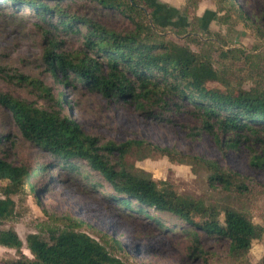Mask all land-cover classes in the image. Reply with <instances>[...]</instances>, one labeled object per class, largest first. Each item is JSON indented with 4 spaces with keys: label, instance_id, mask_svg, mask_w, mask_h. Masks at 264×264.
I'll return each instance as SVG.
<instances>
[{
    "label": "trees",
    "instance_id": "1",
    "mask_svg": "<svg viewBox=\"0 0 264 264\" xmlns=\"http://www.w3.org/2000/svg\"><path fill=\"white\" fill-rule=\"evenodd\" d=\"M142 1L0 0V17L34 18L46 44L42 63L63 89L98 94L106 102L133 105L143 115L166 120L189 114L200 124V131L212 135L218 146L248 147L251 166L263 169L264 152L257 155L251 147L264 145V78L262 74L252 75L264 57L233 47L215 62L214 52L225 47L222 41L202 39L184 28L174 33L176 38L184 39L183 44L167 41L157 26L143 18ZM200 1L185 0L182 12L197 9ZM214 1V21L229 24L230 28L237 24L250 28L251 20L235 0ZM92 3L103 12L127 19L132 29L117 32L105 27L89 16ZM193 19L201 26L197 16ZM257 32L264 34L260 29ZM70 39L79 42L78 49H65ZM191 45L197 50H192ZM7 71L0 68V76L10 85L37 93L46 104H51L44 108L0 94V109L10 115L24 141L71 171L77 165L86 166L108 184L110 197L124 209L153 220L158 227L165 226L161 216L178 221L195 245L202 238L223 240L227 243L225 260L229 264H252L249 251L254 242L262 240L264 229L253 223L245 208L228 204L220 208L205 206L183 197L167 181L155 182L142 171L132 170L125 158L133 148H145L171 163L191 169L201 166L211 188L233 197L248 193L245 178L222 170L213 161L152 147L143 141L102 142L85 134L65 112L68 103L63 93L55 98L38 79L18 71L8 75ZM246 80L253 87L245 89ZM46 168L31 171L0 158V182L5 183L0 187V247L13 250L17 256L10 261L0 260V264H125L115 254L121 249L117 242L109 244L99 234L93 238L74 228L49 229L46 237L28 234L25 249L30 257L22 253V241L14 228L5 227L4 223L15 218L13 196L25 188L37 196L32 180L45 173ZM173 228L178 225L169 230ZM256 264H264V255Z\"/></svg>",
    "mask_w": 264,
    "mask_h": 264
},
{
    "label": "rangeland",
    "instance_id": "2",
    "mask_svg": "<svg viewBox=\"0 0 264 264\" xmlns=\"http://www.w3.org/2000/svg\"><path fill=\"white\" fill-rule=\"evenodd\" d=\"M235 1L251 20L250 28L242 24L230 28L229 24L214 21V0H201L197 9L188 8L186 14L182 12L185 0H143L140 6L144 10L143 18L157 26L167 41L183 44V38L174 36L182 28L191 34L195 32L202 39L221 40L225 47L216 49L213 54L215 62L233 47H242L264 57V34L257 32L258 29L264 31V0ZM20 16L12 20L0 17V68L9 70L8 75L18 71L36 78L51 89L55 98L63 93L68 103L65 112L85 134L97 137L102 142L122 144L131 140L143 141L152 147L172 149L183 155L213 161L222 170L245 178L248 193L233 197L220 189L211 188L201 166L191 169L186 165L171 163L145 148H133L125 158L132 170L142 171L155 182L167 181L183 197L205 206L220 208L228 204L234 208H245L253 223L264 229V168L251 166L248 147L238 145L236 149H229L224 144L218 146L214 137L201 132L200 124L186 113L170 116L166 120L143 115L133 105L106 102L98 94L63 89L42 63L46 44L43 43L41 31L35 26L34 18ZM89 16L117 32L130 31L133 27L127 19L103 12L95 3L90 4ZM196 16L201 20V26L193 22ZM67 42L65 49L68 51L78 49L80 45L74 39ZM191 48L197 50L192 45ZM257 74H262L264 78V60L252 73L254 77ZM253 85L246 80L243 87L248 89ZM0 94H8L44 108L50 104H46L37 93L10 85L2 76ZM0 133V158L31 171L47 167L45 173L32 180L37 196L34 197L28 188L13 196L15 218L4 223L5 227L14 228L23 243L22 253L25 256L30 257L25 249L28 234L37 233L46 237L49 229L74 228L93 238H96L94 234H99L109 244L117 242L121 249L115 254L125 264H229L225 260V241L202 238L201 243L195 245L183 233L185 227H181L178 221L161 216L160 221L165 226L158 227L153 220L148 221L137 212L124 209L110 197L111 189L101 177L83 164L71 171L49 154L24 141L10 115L1 109ZM221 139L225 141L227 138ZM251 148L257 155L264 152V145ZM4 184L0 182V187ZM175 225H178L177 229L169 230ZM263 255L264 235L261 241L252 244L248 259L256 264ZM16 257L13 250L0 247V260L10 261Z\"/></svg>",
    "mask_w": 264,
    "mask_h": 264
},
{
    "label": "crops",
    "instance_id": "3",
    "mask_svg": "<svg viewBox=\"0 0 264 264\" xmlns=\"http://www.w3.org/2000/svg\"><path fill=\"white\" fill-rule=\"evenodd\" d=\"M169 3V1H167V4Z\"/></svg>",
    "mask_w": 264,
    "mask_h": 264
}]
</instances>
